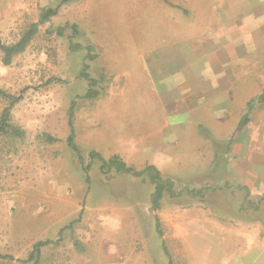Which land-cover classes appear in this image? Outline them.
Returning a JSON list of instances; mask_svg holds the SVG:
<instances>
[{
	"label": "rangeland",
	"instance_id": "374dc122",
	"mask_svg": "<svg viewBox=\"0 0 264 264\" xmlns=\"http://www.w3.org/2000/svg\"><path fill=\"white\" fill-rule=\"evenodd\" d=\"M60 3L0 0L1 41L19 42L45 9ZM197 4L70 0L41 24L11 65L3 63L0 52V89L22 97L11 122L25 131L22 139H0V254L13 257L0 258V264H34L23 261L36 243L47 240L59 242L42 249L40 264H170V258L173 264H264V230L231 231L248 222L263 229L264 198L248 202L234 194L223 163L201 161L186 168L163 156L164 169L158 170L174 183V195L165 192L157 212L151 202L152 173L140 178L115 169L103 173L101 162L90 157L94 151L106 160L118 155L137 171L154 166L150 152L159 150L160 142L151 133L161 108L154 105L158 101H153L149 66H138L139 56L145 53L144 59L152 60L168 51L178 22L168 9H176L185 22L197 16L188 17L186 8ZM66 24L77 25L78 33L69 28L58 36L55 29ZM85 64L97 82L95 98H86L90 83L81 76ZM158 82L165 88L162 79ZM73 102L75 143L83 165L67 143ZM10 103L0 94V119ZM214 135L206 133V153H199L207 160L215 155L221 160L225 154L227 143L221 146ZM47 136L59 142L50 144ZM141 145L144 153H139ZM253 194L260 195L257 189ZM247 210L252 213L246 215Z\"/></svg>",
	"mask_w": 264,
	"mask_h": 264
},
{
	"label": "crops",
	"instance_id": "0c3cea01",
	"mask_svg": "<svg viewBox=\"0 0 264 264\" xmlns=\"http://www.w3.org/2000/svg\"><path fill=\"white\" fill-rule=\"evenodd\" d=\"M190 1L198 3L186 8L188 17L197 14L193 20L184 17V22L181 13L168 9L176 17L172 21H178L170 49L156 53L152 60H145V53L139 56L138 66H149L153 101H158L154 105L161 108L153 119L151 135L158 134L160 146L150 152L151 165L163 170V156L186 168L201 161L223 163L234 194L246 196L248 202L254 197L262 200L264 102L254 106L241 131L238 127L248 105L264 95V0H207V5L203 0ZM160 79L165 88L158 86ZM206 133H214L221 146L227 143L223 159L215 155L207 160L199 154L206 153ZM142 145L139 153H144ZM255 189L260 195L253 194ZM250 213L247 210L246 215ZM255 228L264 232L249 222L232 226L231 231L249 234Z\"/></svg>",
	"mask_w": 264,
	"mask_h": 264
},
{
	"label": "trees",
	"instance_id": "16d2710c",
	"mask_svg": "<svg viewBox=\"0 0 264 264\" xmlns=\"http://www.w3.org/2000/svg\"><path fill=\"white\" fill-rule=\"evenodd\" d=\"M68 2H70V0H61V3L58 7L54 9L53 8L45 9L41 15L40 21L32 24L27 30V32L20 39L19 42L12 44V45H7L3 43L0 39V52L3 54V63L7 66L11 65L14 57L24 52L25 49L34 40V38L38 34L39 27L41 26V24L45 22H49L52 17L58 14L59 8L63 4H66ZM69 28L72 29L74 35L78 33V26L70 25V24H66V26L64 27H58L57 29H55V32L57 33L58 36H65V31ZM79 47H80L79 45L74 46V47L72 46V48L74 49L79 48ZM88 50L91 53L93 48L90 47ZM89 57L91 59H94L98 56L89 55ZM88 69H89V66L85 64L84 69L81 73L82 78H85L90 83V89L88 90L86 94V98H95L99 95L98 91H95V89H93V87L95 86L97 82L95 79H92L89 77ZM0 94L3 95L4 97H7L11 101L10 105L3 111L1 119H0V139L3 137H9V136L20 138V139L24 138L25 131L11 122L13 107L15 106L16 103L21 101L22 97L8 95L1 89H0ZM263 102H264V95L258 98V100L252 101L248 105L249 112L241 120L239 127H238L239 131H241L250 122V115H251V111L254 108V106L257 104H261ZM74 109H75V102H73L71 112H70L69 126H70L71 132L67 139V143H68V146L76 153L81 164L83 165L84 157L80 149L75 143V133H74V127H73ZM47 140L50 144L59 142V139L52 137V136H47ZM90 157L92 159H98L101 162L100 170L103 173H108L112 171L113 169H115V171L120 174H124V173L130 174L138 178L142 177L143 175L147 173H152L150 177H151V181L153 185L155 186L154 193L152 195V200H151L153 211L158 212L160 210V204H161L162 199L164 198L165 192H169V194L174 195V183L170 180H164L161 175V172L155 166H147L144 170L137 171L135 168L129 167L127 163L118 155H114L109 160H106L101 154L94 151L90 154ZM156 220H157V228L161 235V224L159 222V217H156ZM73 224L74 223H72L70 226L66 228H72ZM58 242L59 241L54 242L51 240H47V241H40L36 243L28 259L23 262L24 263L34 262V264H40L42 249L50 244H57ZM76 246L79 249H82L80 243H76ZM163 247L166 252V255L170 257L168 249L166 248V245L164 242H163ZM0 258L13 260L12 256L2 255V254H0ZM170 264H173L171 258H170Z\"/></svg>",
	"mask_w": 264,
	"mask_h": 264
}]
</instances>
